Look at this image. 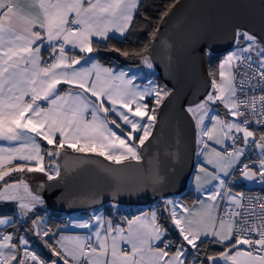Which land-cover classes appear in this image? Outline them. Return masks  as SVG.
<instances>
[{
	"label": "snow or ice",
	"instance_id": "1",
	"mask_svg": "<svg viewBox=\"0 0 264 264\" xmlns=\"http://www.w3.org/2000/svg\"><path fill=\"white\" fill-rule=\"evenodd\" d=\"M142 7V0H0V141L8 145L0 146V207L13 208V215L0 213V264H264V195L232 187L264 185V14L259 31L236 23L226 36L210 32L192 42L190 55L207 66L208 90L183 111L203 157L197 191L212 186L206 200L161 197L150 212L125 218L126 226L94 215L76 224L85 235L53 232L37 215L47 183L33 186L26 174L56 180V160L68 149L116 165L140 161L161 106L173 97L167 84H138L131 67L93 58L101 44L137 30ZM104 50L154 66L149 44ZM160 184L152 181L153 192Z\"/></svg>",
	"mask_w": 264,
	"mask_h": 264
},
{
	"label": "water",
	"instance_id": "2",
	"mask_svg": "<svg viewBox=\"0 0 264 264\" xmlns=\"http://www.w3.org/2000/svg\"><path fill=\"white\" fill-rule=\"evenodd\" d=\"M174 3L149 46L157 77L173 88L174 95L161 106L152 136L140 149L141 160L116 165L95 153L68 149L56 160L60 177L31 182L47 183L42 195L50 213L67 216L107 203L149 207L161 197H180L186 190L194 167L196 129L183 108L208 90L207 66L190 55L192 42L210 32L226 36L236 23H251L259 31L264 9L259 0ZM157 177L160 190L153 192L151 184Z\"/></svg>",
	"mask_w": 264,
	"mask_h": 264
},
{
	"label": "trees",
	"instance_id": "3",
	"mask_svg": "<svg viewBox=\"0 0 264 264\" xmlns=\"http://www.w3.org/2000/svg\"><path fill=\"white\" fill-rule=\"evenodd\" d=\"M176 0H142L143 7L141 8V12L143 15L137 17L136 21V31L127 37V39L121 41V38H114L112 39L108 45L101 44V50L94 54V57L99 60L102 64L110 67L115 68H134L139 65V61H132V60H126L124 57L119 56L117 53L105 51L106 46H115L121 49H139L144 44H150V36L149 33L155 29L158 28L160 23V16L161 13L166 10V7L168 5H171ZM146 15L149 17V20L147 22V25H145V21L143 19V16ZM140 67V66H139ZM153 79L157 84L164 85L162 81L157 77L156 73L154 72L152 74ZM221 111H223L221 109ZM48 147V146H47ZM51 148V146H50ZM49 162V158L45 157V163ZM31 183V182H30ZM181 200H183L187 205H190L195 200V197L193 196V193L189 190V184L186 188V190L183 192V194L179 197ZM160 200H156L151 206L149 207H137L133 209L134 211H121L117 213H108L105 209L103 210V213L108 216H112L115 219L122 218L125 216L126 218H129L137 213L147 211L152 207H156L159 204ZM0 213L7 214V215H13V209H0ZM115 216H114V215ZM40 217L44 218L45 221V227L51 228L52 231L60 230L59 227L64 225L65 218L67 216L58 214V213H50L46 206L41 208L37 214ZM18 218V217H17ZM19 219V218H18ZM21 222H23V219H21ZM30 221L28 224H25L24 227H28L30 225ZM10 230V229H9ZM61 231V230H60ZM33 247L37 252H41L43 254H47L46 249H43L40 245V243L36 240L35 237H31Z\"/></svg>",
	"mask_w": 264,
	"mask_h": 264
},
{
	"label": "crops",
	"instance_id": "4",
	"mask_svg": "<svg viewBox=\"0 0 264 264\" xmlns=\"http://www.w3.org/2000/svg\"><path fill=\"white\" fill-rule=\"evenodd\" d=\"M116 38H119L118 36ZM43 56H44V51H43ZM94 59H96L95 57H93ZM106 66V65H105ZM79 67V66H77ZM146 71H142L143 75H138V73H135L133 72L134 74H137L138 77H141V79H137L136 83L138 84H146L147 81L149 79L155 81L152 77V74L153 72H146ZM62 87L64 88H67L68 86L67 85H63ZM0 146H8L7 145V142H3V141H0ZM14 146V145H13ZM50 148V146H48ZM71 150V149H70ZM258 151V150H257ZM196 154H195V159H194V167H193V171H192V175L189 179V190L193 193V196L195 197V201H197L198 199H205L207 198V194L209 191H211V188L212 186L211 185H208L206 186L204 189H202L201 191H197V187H196V183H195V180H194V175L196 173V166L198 163L202 162L203 161V157H200L198 159V161H196ZM209 170H212V166L211 165H206ZM34 175L37 176V173H33ZM39 178H36L34 180H41V179H46V177H40V175H38ZM214 184L216 182H213ZM180 202L186 204L183 200L180 199ZM192 204V203H191ZM190 204V205H191ZM12 208V207H11ZM9 209V208H8ZM13 209V208H12ZM152 209H154V207L150 208L149 210L147 211H143V212H150ZM124 211V210H123ZM128 211H134V210H128ZM125 212V211H124ZM142 212L140 213H137L129 218H132L134 216H137V215H140ZM17 217L21 220L23 218L19 217L18 216V213L16 214ZM94 215H99L103 218H106V219H111L113 221L114 224H120L121 226H126L124 224V221H125V216H123L122 218H118V219H115L114 217L112 216H108V215H105L102 211H99V210H95L94 212H88V214H78V216H71V217H66L65 218V222H64V225L59 227V229L65 234V235H85V234H88L89 230L88 229H80L78 227H76V224L78 223H81V222H84V221H87V220H90ZM114 215V214H113ZM115 216V215H114ZM44 224H45V221H44ZM45 226V225H44ZM58 230V229H57ZM56 231V230H55ZM53 231V232H55Z\"/></svg>",
	"mask_w": 264,
	"mask_h": 264
},
{
	"label": "rangeland",
	"instance_id": "5",
	"mask_svg": "<svg viewBox=\"0 0 264 264\" xmlns=\"http://www.w3.org/2000/svg\"><path fill=\"white\" fill-rule=\"evenodd\" d=\"M142 71H146V72H155V69L154 67L152 69H147L146 67L140 65V67H134L132 68V72H135V73H138V75H143ZM145 72V73H146ZM138 79H141V77H138ZM221 114H223V111H221ZM211 143V142H210ZM217 148H219L220 146H216ZM196 150H197V145H196ZM195 154H196V151H195ZM196 161H198V159L200 157H197L196 155ZM36 174V173H35ZM40 177H45L42 173H37V176L34 175L33 173H29V174H26L27 178L29 179L30 182H33V181H36L34 179L36 178H39ZM168 198H172V199H175V200H178L180 201V198L178 196H171V197H168ZM12 206L11 205H8V206H3V207H0V209H8V208H11ZM43 208V207H41ZM40 208V209H41ZM137 207H130V206H126V205H121V204H116V203H107L106 205H104L103 207L101 208H97V209H94V210H91V211H86V212H82V213H75V214H72V215H67L68 217H71V216H78V214H88V212H94L95 210H99V211H102L105 209L108 213H117L118 211L121 212V211H128V210H133ZM66 216V215H65ZM43 218V217H42ZM43 221H44V218H43Z\"/></svg>",
	"mask_w": 264,
	"mask_h": 264
},
{
	"label": "built area",
	"instance_id": "6",
	"mask_svg": "<svg viewBox=\"0 0 264 264\" xmlns=\"http://www.w3.org/2000/svg\"><path fill=\"white\" fill-rule=\"evenodd\" d=\"M48 55L49 53L47 51H44L45 59L48 58ZM251 158L255 159V155H252ZM232 187L234 191H243L246 195H264V185L259 183L239 182L234 183Z\"/></svg>",
	"mask_w": 264,
	"mask_h": 264
}]
</instances>
